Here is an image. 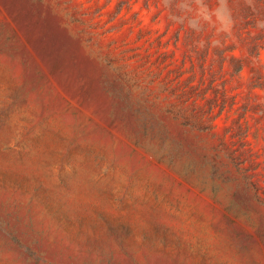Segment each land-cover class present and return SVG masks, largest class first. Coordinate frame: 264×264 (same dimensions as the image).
<instances>
[{
    "label": "rangeland",
    "instance_id": "rangeland-1",
    "mask_svg": "<svg viewBox=\"0 0 264 264\" xmlns=\"http://www.w3.org/2000/svg\"><path fill=\"white\" fill-rule=\"evenodd\" d=\"M255 3L0 0V264H264Z\"/></svg>",
    "mask_w": 264,
    "mask_h": 264
},
{
    "label": "clouds",
    "instance_id": "clouds-1",
    "mask_svg": "<svg viewBox=\"0 0 264 264\" xmlns=\"http://www.w3.org/2000/svg\"><path fill=\"white\" fill-rule=\"evenodd\" d=\"M244 2L249 9L256 11L255 0H244ZM161 7L168 11V19L171 23L186 22V26L194 33L202 32L206 25L214 29V36L210 40L196 41L198 50H203L205 47H223L222 39L232 36L236 24L229 0H216L213 7H210L206 0H161ZM255 26L258 30L264 29V19H258Z\"/></svg>",
    "mask_w": 264,
    "mask_h": 264
}]
</instances>
